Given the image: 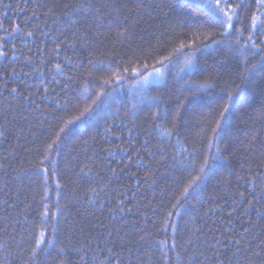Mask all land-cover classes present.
<instances>
[{
  "label": "trees",
  "instance_id": "obj_1",
  "mask_svg": "<svg viewBox=\"0 0 264 264\" xmlns=\"http://www.w3.org/2000/svg\"><path fill=\"white\" fill-rule=\"evenodd\" d=\"M201 3L0 0V51L7 53L0 56V264H30L42 200L62 206L52 208L57 216L48 231L55 223L65 264H260L264 52L241 53L230 47L234 37H217L194 54L176 53L161 69L162 80L142 86L131 73L140 68L146 75L187 42ZM190 55L195 67L188 73L182 69ZM109 69L123 78L101 87L99 77L108 78ZM188 81L212 87L194 94ZM233 89L244 103L227 114L219 159L184 197L215 127L206 114L214 110L218 118ZM161 129L178 135L162 138ZM193 149L198 155H190ZM165 238L166 256L156 243ZM45 256L40 264H52Z\"/></svg>",
  "mask_w": 264,
  "mask_h": 264
},
{
  "label": "snow or ice",
  "instance_id": "obj_2",
  "mask_svg": "<svg viewBox=\"0 0 264 264\" xmlns=\"http://www.w3.org/2000/svg\"><path fill=\"white\" fill-rule=\"evenodd\" d=\"M201 7L202 15L197 14L198 18L196 19L195 25L189 26L190 36L186 34L187 42L182 41L178 48L174 49L173 53H170L168 56H164L162 59H158L156 63L160 65V67L152 66V71L148 72L146 75L140 68L131 69V73L138 77L137 83L142 86H147L152 84L156 80H162L164 78V73L162 72V68L165 67L166 62L171 63L173 56L176 53L183 54L185 50L192 52L193 54L201 47H205L208 44L217 43V37L221 40L233 38L230 47H237V49L243 53L245 51H254L256 55L264 52V0H202V3L198 5ZM99 12V9H97ZM187 23V20H185ZM239 25V27H237ZM19 30V26L17 25L13 28L12 32L15 33ZM245 32H247V36H245ZM11 35V33H9ZM26 35L31 36L32 33H26ZM243 40V44L241 41ZM259 41V43H257ZM2 47V44H0ZM7 53L0 51V56L6 55ZM109 55H112L111 53ZM262 62H264V57H262ZM101 66H103V61L100 62ZM184 71L191 73L194 70V55L188 56L184 61ZM57 67H60L57 65ZM144 69L146 70L149 65L144 64ZM130 70L128 68L124 69L125 73H128ZM123 77L119 73H112L109 69L108 78L99 77L102 80L101 87L112 84L114 81H118ZM245 82V77L240 78V83ZM239 87V84L236 85ZM187 87L189 90H192L193 93H198L201 91H207L212 87L210 83L205 81L204 83H196L194 81H188ZM13 92L16 91L15 88L12 89ZM235 90L227 92L226 100L222 105V110L217 113L214 110H210L206 115L208 117L209 124L214 123L215 127H210L211 135L207 139V147L205 150V154L202 158V162L198 164L197 171L198 174L191 177L187 186L184 188V197H186L189 193V189L198 188L200 182L207 175L208 171L212 168V161L214 159H219L220 148L218 147L217 141L219 140L220 135L222 134L223 127L225 121L227 120V114L230 111L232 106L241 105L244 101L237 95L234 94ZM99 99V95L97 96ZM153 100H157V97H152ZM95 100L93 104H95ZM90 108H85L84 112L81 113V116L85 113H88ZM161 114L158 112L153 118L157 119ZM167 116V113L163 114ZM179 115V113H177ZM76 120H79L80 117H76ZM175 120V118H173ZM73 121H68L67 124H71ZM67 124L65 128H61L60 132L63 133L66 130ZM173 128H175V123H173ZM160 136L171 138L173 135H178V133L174 132L173 129H161ZM60 140V136L56 137V140L52 142V144L48 145V150L50 154V150L53 146ZM147 143V142H146ZM179 143V140H177ZM213 149H215V153H213ZM190 155L195 156L198 155V151L193 149ZM48 156L44 157L45 160H48ZM182 157L177 154L173 156V160L177 163L181 162ZM43 163V161L41 162ZM54 163V162H53ZM43 173L45 175L44 183L48 184V173L49 169L45 167L43 169ZM52 177L53 183L57 189V196L61 195L62 186L59 183L58 178L55 177V168L52 169ZM50 189L45 188V199L49 198ZM243 197L244 193H240ZM179 203V201L177 202ZM41 211L39 212L41 225L38 235L34 237V245L31 248L30 253V264H40V257L42 254L47 252V259L49 256L52 257V264H65L64 257L67 255L63 248H56L55 237H56V224L52 223L50 225L51 231H48L49 221L55 220L57 213L52 211V208L55 207L57 210L62 207L57 202L56 204H50L46 202H41ZM175 208L176 205H173ZM168 216H172V213L169 212ZM170 225L165 221L164 227L162 231H167ZM174 229V226H172ZM141 239H144L143 237ZM158 246L161 248L162 253L166 256L167 249L169 248L170 241L165 238L156 242ZM171 247H175V239L171 241ZM51 249H56L55 256H52ZM256 255H259L258 253ZM28 264V262H26ZM251 264H256V261L253 260ZM260 264H264V257L260 258Z\"/></svg>",
  "mask_w": 264,
  "mask_h": 264
}]
</instances>
